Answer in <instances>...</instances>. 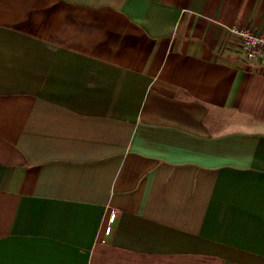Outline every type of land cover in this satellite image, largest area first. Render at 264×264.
Listing matches in <instances>:
<instances>
[{"label": "crops", "instance_id": "1", "mask_svg": "<svg viewBox=\"0 0 264 264\" xmlns=\"http://www.w3.org/2000/svg\"><path fill=\"white\" fill-rule=\"evenodd\" d=\"M230 26L264 0H0V264H264V60Z\"/></svg>", "mask_w": 264, "mask_h": 264}, {"label": "built area", "instance_id": "2", "mask_svg": "<svg viewBox=\"0 0 264 264\" xmlns=\"http://www.w3.org/2000/svg\"><path fill=\"white\" fill-rule=\"evenodd\" d=\"M228 31L240 42L241 49L247 60H264V32H256L249 26H230ZM116 209H112L105 226V233L112 231V224L116 219Z\"/></svg>", "mask_w": 264, "mask_h": 264}]
</instances>
